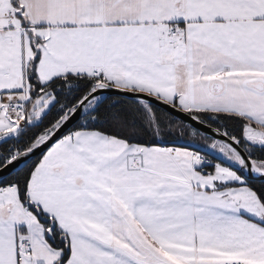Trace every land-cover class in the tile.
<instances>
[{"label":"snow or ice","instance_id":"obj_1","mask_svg":"<svg viewBox=\"0 0 264 264\" xmlns=\"http://www.w3.org/2000/svg\"><path fill=\"white\" fill-rule=\"evenodd\" d=\"M0 264H264V0H0Z\"/></svg>","mask_w":264,"mask_h":264}]
</instances>
